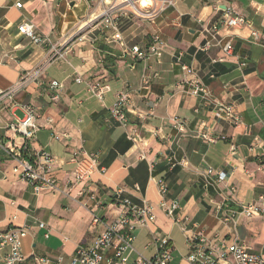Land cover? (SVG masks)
Masks as SVG:
<instances>
[{
  "label": "crops",
  "instance_id": "crops-1",
  "mask_svg": "<svg viewBox=\"0 0 264 264\" xmlns=\"http://www.w3.org/2000/svg\"><path fill=\"white\" fill-rule=\"evenodd\" d=\"M172 2L150 20L136 16L121 0H0V90L43 70L39 79L0 104V139L12 137L7 127L23 117L22 106L39 108L44 117L36 121L40 128L30 147L54 157L49 174L61 191L35 195L28 183L11 173L13 162L0 152V232L26 227L22 264H54L58 257L68 264L78 246H91L108 225L124 216L125 199L149 205L155 217L133 231L136 252L127 264H133L138 253L153 257L155 239L170 242L172 264H188L187 238L193 233L215 246L221 240L244 241L264 259L262 215L245 218L237 213L230 224L220 220L221 213L237 212L264 197V48L250 36L251 29L264 33V0ZM226 7L244 17L247 25L225 26ZM108 9L121 40L101 25ZM24 22L61 47L63 57L52 55L46 43L34 44L21 35L18 28ZM79 31L85 34L81 43L74 40ZM154 36L163 42L161 55L134 60L131 47L149 51ZM229 41L233 56L218 61ZM206 44L208 50L202 51ZM179 54L204 86L203 95L191 94L190 77L176 60ZM78 78L81 84L75 82ZM52 81L61 86L55 93L49 89ZM90 83L108 86L103 100L88 91ZM122 90L128 102L126 127L107 120ZM215 102L232 105L240 124L222 119ZM46 117L51 125L45 124ZM174 119L184 123L183 132L174 127ZM75 152L98 161L94 174L79 184L73 178ZM208 167L224 172L226 179L205 188ZM159 180L168 188L165 199L179 203L177 215L190 219L185 232L160 209Z\"/></svg>",
  "mask_w": 264,
  "mask_h": 264
},
{
  "label": "built area",
  "instance_id": "built-area-1",
  "mask_svg": "<svg viewBox=\"0 0 264 264\" xmlns=\"http://www.w3.org/2000/svg\"><path fill=\"white\" fill-rule=\"evenodd\" d=\"M123 3L130 5L137 12V16L154 19L157 14L164 11L166 8L173 6L172 0H159L158 5L155 0H147L149 4L139 7L141 0H121ZM135 5H138L136 8ZM17 8H21V3H16ZM223 24L229 28L243 27L247 25L244 17L237 14L231 7H226L224 10ZM101 25L113 31V38L121 40L119 26L116 20L111 15V9L104 11L101 15ZM19 33L31 40L34 44L46 43L52 55H58L61 58L63 55L60 52L61 47H56L47 39H44L36 34L35 27L30 22H24L19 28ZM216 32V28L213 27ZM250 36L252 39L264 48V33H259L251 29ZM85 34L79 31L75 35V41L83 42ZM163 42L159 37L154 36L149 51H141L138 46H133L130 49V54L134 60H142L148 54L160 56L163 50ZM208 44L201 50L207 51ZM223 57L218 61H223L226 57L233 56L234 48L231 41L225 44L222 48ZM180 63L182 72L190 77L188 84L191 87V94L201 96L205 93V88L194 74V71L187 65L181 62V54L176 58ZM244 66V64H243ZM42 69H36L32 73H27L22 76L12 87L7 90H0V104L6 100H11L13 97L24 90L29 81L39 79L42 75ZM77 84H81L79 78L75 80ZM147 86V81H144V87ZM60 84L56 81L49 83V89L55 93L60 88ZM88 91L93 93L98 100H103L106 93L109 91L108 86H100L98 83H90L87 85ZM57 94L52 95L53 101L57 100ZM127 94L125 91H120L115 97L111 109L109 110L107 120L114 121L120 127H126L128 119L126 116ZM23 117L16 124H10L7 129L11 132L10 139H0V152L5 154L13 162L11 173L17 176L22 181L28 183L35 195L41 191L61 192L56 178L49 174L50 167L54 164V157L48 152L34 151L30 147V143L35 138L36 131L40 128L36 121L43 118L40 109L32 105L22 106ZM214 110L221 115L222 119L237 126L240 124V116L230 104L221 102L214 103ZM152 114L153 111L150 110ZM174 127L183 132L184 123L179 120H172ZM53 121L45 118V124L51 125ZM52 138L58 140L56 134H52ZM253 151V147L249 149ZM71 161L75 164L73 178L76 184L86 182L97 170L98 161L93 155L75 152ZM183 164V162H181ZM175 165L171 166L173 168ZM226 179L224 172L216 171L208 167L205 171V188L215 186ZM158 192L161 197L160 209L164 215L171 218L174 224L178 225L183 232L186 231V224L190 222L187 216L179 217V203L176 200L167 201L165 196L168 193V188L164 180L157 181ZM230 192H234V188H229ZM121 208L124 210V216L112 222L106 229L96 238L94 243L89 247L78 246L74 256L68 264H127L130 256L135 253L133 248V231L136 227H143L154 220L152 208L149 205H136L125 199L121 203ZM240 214L245 218H252L255 215H262L264 218V197L259 196L255 201L244 204L239 211L230 214L220 215V220L223 224L234 223L236 215ZM40 228H44L43 223H39ZM193 227L198 228L197 224ZM26 227L8 228L0 232V253L5 252L2 261L4 264H22L25 257L22 254V240L27 236ZM47 237V236H46ZM155 254L151 258H146L140 253L136 255L133 264H172V246L167 239H155ZM189 244V254L186 258L188 264H264V259L244 242L239 240H221L218 246L208 241L202 234L193 233L187 238ZM110 256H107L108 254ZM39 262H46L39 260ZM54 264H63L62 258L58 257Z\"/></svg>",
  "mask_w": 264,
  "mask_h": 264
},
{
  "label": "rangeland",
  "instance_id": "rangeland-1",
  "mask_svg": "<svg viewBox=\"0 0 264 264\" xmlns=\"http://www.w3.org/2000/svg\"><path fill=\"white\" fill-rule=\"evenodd\" d=\"M126 5H128V4H126ZM129 6V8H130V11L132 12V13H134L135 15L137 14V12H135V9L133 8V7H131L130 5H128ZM135 7L137 8L138 7V5H135ZM139 8V7H138ZM138 15V14H137ZM136 15V16H137ZM139 17V16H138ZM78 34V33H77ZM74 39H75V37H74ZM17 117H19L20 116V114L19 113H16L15 114Z\"/></svg>",
  "mask_w": 264,
  "mask_h": 264
},
{
  "label": "bare ground",
  "instance_id": "bare-ground-1",
  "mask_svg": "<svg viewBox=\"0 0 264 264\" xmlns=\"http://www.w3.org/2000/svg\"><path fill=\"white\" fill-rule=\"evenodd\" d=\"M149 4V2L147 0H141V4L139 7H143L145 5Z\"/></svg>",
  "mask_w": 264,
  "mask_h": 264
}]
</instances>
